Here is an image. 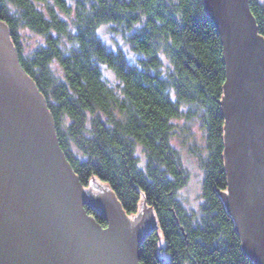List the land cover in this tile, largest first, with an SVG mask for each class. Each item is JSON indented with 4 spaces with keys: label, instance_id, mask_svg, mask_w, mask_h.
Here are the masks:
<instances>
[{
    "label": "trees",
    "instance_id": "obj_1",
    "mask_svg": "<svg viewBox=\"0 0 264 264\" xmlns=\"http://www.w3.org/2000/svg\"><path fill=\"white\" fill-rule=\"evenodd\" d=\"M249 5L264 36V1ZM0 21L46 100L80 183H106L128 215L141 202L152 208L158 227L140 246L142 264H257L222 196L229 186L221 106L226 66L222 35L204 0H0ZM108 22L121 28L136 62L100 38L98 27ZM25 31L42 39L32 50L24 48ZM103 66L118 78L116 88ZM180 119L189 125L185 138L191 122L203 132V148L189 147L203 168L199 212L178 197L187 181L173 144Z\"/></svg>",
    "mask_w": 264,
    "mask_h": 264
},
{
    "label": "water",
    "instance_id": "obj_2",
    "mask_svg": "<svg viewBox=\"0 0 264 264\" xmlns=\"http://www.w3.org/2000/svg\"><path fill=\"white\" fill-rule=\"evenodd\" d=\"M204 1L222 35L226 66L229 186L222 196L244 250L264 264V36L249 0ZM88 202L107 227L87 213ZM154 227L144 202L128 215L106 183H80L46 100L0 21V264H142L140 243Z\"/></svg>",
    "mask_w": 264,
    "mask_h": 264
},
{
    "label": "rangeland",
    "instance_id": "obj_3",
    "mask_svg": "<svg viewBox=\"0 0 264 264\" xmlns=\"http://www.w3.org/2000/svg\"><path fill=\"white\" fill-rule=\"evenodd\" d=\"M261 1H264V0H261ZM98 34L100 38L110 48L115 49V50L122 49L130 61L136 62L137 58L139 57V54L131 48V46L129 45L128 41L125 38V34L122 32L121 28L117 24L112 23V22L101 24L98 27ZM41 41L42 39L40 35H38L37 33H34L32 31H25L23 33V45H24L25 50L27 51L34 49ZM17 56H18V60L20 63V58H19L18 53H17ZM163 60L165 63L164 67H167L169 64L168 59L164 57ZM53 67L56 68L55 65H53ZM103 74L107 82L111 86L116 88L119 80L116 77L115 73L110 68L103 66ZM191 123L192 124H190V128L188 129L189 136L185 138L186 134H184L185 132L183 128L185 129V126L187 125V123L183 121V119L178 120V124H177L178 132L174 134L173 144L175 148L178 150L179 155L182 160V164L187 172V181L179 189L178 197L180 201L183 203V205L185 206V208H187V210H190V211L193 210V211L199 212L200 206L202 205V202H203V196H202L203 168L201 167L197 157L192 154L189 147L191 144H195L199 146V148H203L202 146L204 143V138H203V132L199 124L197 122H191ZM188 126L189 125H187V127ZM187 138L189 140H187ZM183 140H185L187 144ZM78 154H80V152H78ZM137 154L140 158V165L143 167L146 161V158L140 147L137 149ZM86 192L87 194H90V190L87 189ZM86 205H89L93 209L97 210L95 206H93L90 202L85 203L84 207ZM85 209L87 210L86 207ZM98 213L100 212L98 211ZM108 222L109 220H107V223ZM156 228L157 227H154L151 230L156 229Z\"/></svg>",
    "mask_w": 264,
    "mask_h": 264
},
{
    "label": "bare ground",
    "instance_id": "obj_4",
    "mask_svg": "<svg viewBox=\"0 0 264 264\" xmlns=\"http://www.w3.org/2000/svg\"><path fill=\"white\" fill-rule=\"evenodd\" d=\"M10 36V35H9ZM11 39V38H10ZM11 41H12V39H11ZM12 44L14 45V43L12 42ZM15 46V45H14ZM17 50V49H16ZM17 53H18V51H17ZM21 64V63H20ZM35 82V81H34ZM37 87V86H36ZM38 88V87H37ZM69 161V160H68ZM72 167V166H71ZM72 169H73V167H72ZM87 190V189H86ZM87 213L88 214H91L94 218H95V220L97 221V222H99L97 219H96V217L92 214V213H89L88 211H87ZM105 219H106V222H107V218L102 214V213H100ZM100 223V222H99ZM109 223V222H108ZM108 223L106 224V225H103V224H101L103 227H107L108 226ZM144 240V239H143ZM143 240H142V242H143ZM142 242L140 243V246H141V244H142ZM139 250H140V247H139Z\"/></svg>",
    "mask_w": 264,
    "mask_h": 264
},
{
    "label": "flooded vegetation",
    "instance_id": "obj_5",
    "mask_svg": "<svg viewBox=\"0 0 264 264\" xmlns=\"http://www.w3.org/2000/svg\"><path fill=\"white\" fill-rule=\"evenodd\" d=\"M138 226H139V224H138ZM138 226H137V228H139Z\"/></svg>",
    "mask_w": 264,
    "mask_h": 264
}]
</instances>
